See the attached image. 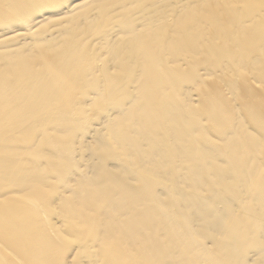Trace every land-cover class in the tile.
I'll list each match as a JSON object with an SVG mask.
<instances>
[{
  "label": "bare ground",
  "instance_id": "1",
  "mask_svg": "<svg viewBox=\"0 0 264 264\" xmlns=\"http://www.w3.org/2000/svg\"><path fill=\"white\" fill-rule=\"evenodd\" d=\"M0 264H264V0H0Z\"/></svg>",
  "mask_w": 264,
  "mask_h": 264
}]
</instances>
